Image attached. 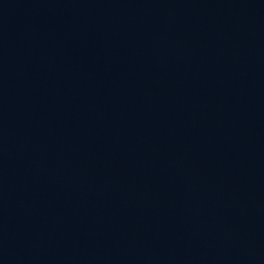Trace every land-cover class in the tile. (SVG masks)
Masks as SVG:
<instances>
[{
	"label": "water",
	"instance_id": "1",
	"mask_svg": "<svg viewBox=\"0 0 264 264\" xmlns=\"http://www.w3.org/2000/svg\"><path fill=\"white\" fill-rule=\"evenodd\" d=\"M0 264H264V0H0Z\"/></svg>",
	"mask_w": 264,
	"mask_h": 264
}]
</instances>
